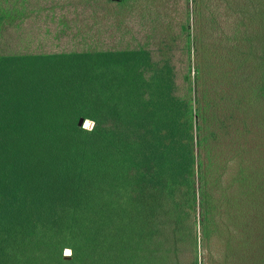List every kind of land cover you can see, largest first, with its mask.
<instances>
[{"label": "trees", "instance_id": "16d2710c", "mask_svg": "<svg viewBox=\"0 0 264 264\" xmlns=\"http://www.w3.org/2000/svg\"><path fill=\"white\" fill-rule=\"evenodd\" d=\"M71 1L93 19L142 2ZM192 1L178 78L159 51L86 47L41 0H0V264H264V14L224 32ZM229 59L259 81L229 86Z\"/></svg>", "mask_w": 264, "mask_h": 264}, {"label": "rangeland", "instance_id": "374dc122", "mask_svg": "<svg viewBox=\"0 0 264 264\" xmlns=\"http://www.w3.org/2000/svg\"><path fill=\"white\" fill-rule=\"evenodd\" d=\"M141 1L142 2L138 1L133 3L126 9L110 4L111 6H108L109 10L106 11L104 7L101 8V12L96 15L94 19L84 7H82L83 12L81 10L76 11L74 9L76 5L73 4L71 0H41L40 5L46 3L49 8L52 7L56 15L65 14L66 16L64 19L74 23L81 31H85L86 34L90 33V37L84 39L86 47L102 49L112 47H128L130 49H135L142 47L150 51L154 56L157 55L155 53L159 51L162 58L170 57V63L174 66L178 78H180L182 74L186 72L187 52L183 50L185 35L179 34V27L181 25L186 26V19L189 17V34L191 38L194 36L196 21L193 1L190 0L188 4L185 0ZM187 10H189L188 17L186 16ZM234 10L236 12H242L243 14L246 12L249 13V15H254L256 24L260 26L262 19L257 16L264 14V0H197V27L202 20H212L209 21L210 27H215L213 25L215 16L209 15L208 13L210 11H215L217 13L216 21L219 23V26L223 28L224 32H230V26H232L231 24L235 19L232 15ZM77 13H79V15H77ZM238 17L241 18L242 15H237L236 18L239 19ZM43 20L44 19L41 17H34L26 22L28 26L37 27L38 25L42 26L41 23H43ZM49 20L47 23L50 22ZM32 22L35 24H32ZM95 23H97L96 27L98 30H96L95 26L91 29V26ZM74 29L76 30L77 28ZM239 29H243L240 24ZM75 30H73V33L76 32ZM68 37V32H66L65 35L59 36L58 39L53 38V36H48L41 49L43 48L44 50L55 52L65 51L70 47V44H75L80 41V38H75V40L72 41ZM223 43L227 45L228 41L223 40ZM257 43H259L260 46L262 40L257 39ZM28 49L29 51L30 49L32 51H39L36 45L30 48L28 47ZM224 53L226 54L227 52L224 51ZM258 55L260 57L262 55V53L260 54V49L255 51V58H258L256 57ZM231 62H233L231 59L226 61V65L223 68L229 86L233 80L239 77L244 69H248L249 72L245 71L243 82L254 81L253 83H255L259 81L257 75H259L261 69L259 68L257 70L256 67L259 66L255 65L252 61L248 62V65L252 66L250 68L241 66L238 60L233 63ZM253 68L254 74L252 75L250 71H252ZM178 82L180 83V80H178ZM234 126L240 129L244 128L243 124H238V122H236ZM91 127L92 124L90 121H84L83 128L91 129ZM239 140L240 142H245L246 146H249L251 143V136L249 134L244 135L241 136ZM261 142L264 147V138H262ZM261 170L260 164V171ZM256 183H260V180ZM63 255L69 257L70 251L65 250Z\"/></svg>", "mask_w": 264, "mask_h": 264}, {"label": "water", "instance_id": "95a60500", "mask_svg": "<svg viewBox=\"0 0 264 264\" xmlns=\"http://www.w3.org/2000/svg\"><path fill=\"white\" fill-rule=\"evenodd\" d=\"M112 2H118L119 0H111ZM84 120L80 119L77 123L79 128H83Z\"/></svg>", "mask_w": 264, "mask_h": 264}]
</instances>
